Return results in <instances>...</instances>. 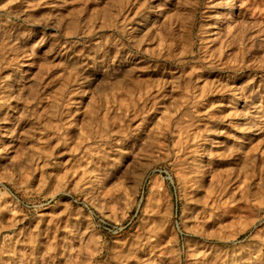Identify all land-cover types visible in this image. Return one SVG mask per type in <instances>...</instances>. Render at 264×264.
Segmentation results:
<instances>
[{"label":"rangeland","instance_id":"obj_1","mask_svg":"<svg viewBox=\"0 0 264 264\" xmlns=\"http://www.w3.org/2000/svg\"><path fill=\"white\" fill-rule=\"evenodd\" d=\"M0 264H264V0H0Z\"/></svg>","mask_w":264,"mask_h":264},{"label":"clouds","instance_id":"obj_2","mask_svg":"<svg viewBox=\"0 0 264 264\" xmlns=\"http://www.w3.org/2000/svg\"><path fill=\"white\" fill-rule=\"evenodd\" d=\"M34 6L35 5H29V7H34ZM45 18H50V15L46 14ZM28 19H30V18H28ZM31 22L38 23L39 21H31ZM56 27H59V25H56ZM105 43H107V42L105 41ZM140 43H142L141 40H136L135 43H132L130 40L129 46L138 49ZM120 46L123 47L124 45H120ZM101 53H103V54H101ZM32 54L34 55L35 52L33 51ZM79 55H81L82 57H84V56L87 57L86 59H84V63L82 65H79V67L84 69V72L81 73V75H83V81L82 82H87L88 87H91L93 85V83L95 82L93 79V75L95 73H99L103 77V76H107L109 73L115 71V69L113 67V63H112V61L115 60V57L110 56V54L107 52H104L103 45H99L95 49H90V53H80ZM116 55H119V52H117ZM89 60H91V63H89ZM89 68H91L93 70V73L85 75L84 73H87Z\"/></svg>","mask_w":264,"mask_h":264}]
</instances>
